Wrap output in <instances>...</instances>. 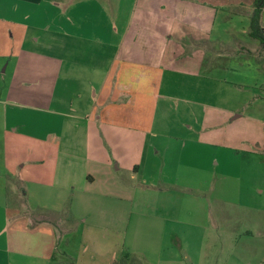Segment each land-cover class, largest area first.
<instances>
[{
	"label": "crops",
	"instance_id": "1",
	"mask_svg": "<svg viewBox=\"0 0 264 264\" xmlns=\"http://www.w3.org/2000/svg\"><path fill=\"white\" fill-rule=\"evenodd\" d=\"M253 2L0 0V264H201L202 141L236 110L201 113L202 78L264 106ZM244 138L264 152L262 127ZM242 234L224 264H264V231Z\"/></svg>",
	"mask_w": 264,
	"mask_h": 264
},
{
	"label": "rangeland",
	"instance_id": "2",
	"mask_svg": "<svg viewBox=\"0 0 264 264\" xmlns=\"http://www.w3.org/2000/svg\"><path fill=\"white\" fill-rule=\"evenodd\" d=\"M238 1L239 12L242 13L247 7L244 5L248 4L249 7L254 1V6L256 0ZM246 24L244 17L241 18L238 31L239 35L243 38L247 37L248 40ZM247 46L255 55H260L264 59V49L257 40ZM210 72L207 70L205 78H202L205 80L202 84L207 89L205 95H201V101H204L200 107L202 109L203 106L204 110L201 113H210L217 108L225 115V110L234 106L236 110L232 112L228 121L220 119L219 122L212 123L208 128L211 132L208 138L211 141L205 139L202 141L207 145L203 144L204 146L201 147V220H198L200 216L191 215L189 218L190 221L201 222V227H195L196 230L193 232L186 229L185 236L192 246L189 247V251L194 255L199 250L197 249L199 246L193 245H197L200 241L201 264H224L233 251L230 249L233 248L231 235L233 237L234 233L245 232L243 236H239L241 239L239 245L246 241L255 246L260 242L258 234L264 231V152H254L249 142L245 141L246 138L238 145H234L230 140L236 132L239 135H248L252 126L262 127L264 133V106L259 107L250 101V95L248 96L245 90H238L235 85L217 84L218 80L215 79V75L212 78ZM257 81L262 82L261 79ZM230 85L233 89L229 88ZM260 88L261 85L256 84L249 91L264 96V90ZM162 94L166 95L163 91ZM230 96L234 97L232 102L228 101ZM252 117L257 119L253 120ZM170 226L176 231L184 228L180 223L177 225L176 221ZM248 229L253 232V237H249L246 233ZM177 243L178 233L172 232L170 245L173 244L177 248L178 257L183 259L184 250L178 247ZM126 264L147 263L142 258L126 260ZM173 264H193V262L185 260Z\"/></svg>",
	"mask_w": 264,
	"mask_h": 264
},
{
	"label": "trees",
	"instance_id": "3",
	"mask_svg": "<svg viewBox=\"0 0 264 264\" xmlns=\"http://www.w3.org/2000/svg\"><path fill=\"white\" fill-rule=\"evenodd\" d=\"M264 0H256L250 16V36L258 40L264 48V29L261 23Z\"/></svg>",
	"mask_w": 264,
	"mask_h": 264
}]
</instances>
